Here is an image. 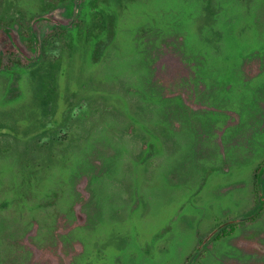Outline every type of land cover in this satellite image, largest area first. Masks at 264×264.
Returning <instances> with one entry per match:
<instances>
[{
	"label": "rangeland",
	"instance_id": "1",
	"mask_svg": "<svg viewBox=\"0 0 264 264\" xmlns=\"http://www.w3.org/2000/svg\"><path fill=\"white\" fill-rule=\"evenodd\" d=\"M262 165L264 0H0V264H264Z\"/></svg>",
	"mask_w": 264,
	"mask_h": 264
},
{
	"label": "trees",
	"instance_id": "2",
	"mask_svg": "<svg viewBox=\"0 0 264 264\" xmlns=\"http://www.w3.org/2000/svg\"><path fill=\"white\" fill-rule=\"evenodd\" d=\"M60 30H56V28L52 29L51 31H49V34L53 35V36H61L62 37V33L63 30H66L65 26H59ZM5 53V52H3ZM14 55V53H12L11 51L8 52L7 56H9L10 58H12ZM15 61V59H14ZM264 166V165H262ZM262 166H259L258 168L255 169L254 172V180H255V184H254V188L255 190L258 192L259 198H261L262 196H264V172H262ZM236 226L232 225L229 226V228L227 230H225L224 228H222L220 230V232L214 237L215 241H218L222 238L225 237H229L232 233L233 230Z\"/></svg>",
	"mask_w": 264,
	"mask_h": 264
}]
</instances>
